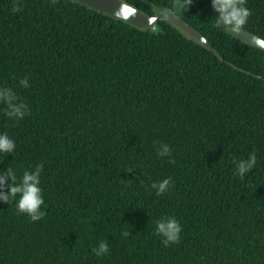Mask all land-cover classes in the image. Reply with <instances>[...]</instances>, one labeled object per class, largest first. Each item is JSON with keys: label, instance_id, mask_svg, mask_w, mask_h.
<instances>
[{"label": "trees", "instance_id": "16d2710c", "mask_svg": "<svg viewBox=\"0 0 264 264\" xmlns=\"http://www.w3.org/2000/svg\"><path fill=\"white\" fill-rule=\"evenodd\" d=\"M127 1L173 10L250 72L168 18L152 30L73 0H0V87L29 107L15 119L0 101L15 141L0 171L41 163L45 212L0 202V264H264V49L216 27L210 0ZM246 6L242 27L264 37V0ZM169 215L182 227L165 245L154 228Z\"/></svg>", "mask_w": 264, "mask_h": 264}, {"label": "clouds", "instance_id": "9594fccd", "mask_svg": "<svg viewBox=\"0 0 264 264\" xmlns=\"http://www.w3.org/2000/svg\"><path fill=\"white\" fill-rule=\"evenodd\" d=\"M211 7L215 12L214 25L225 32L239 33L242 26L247 22L250 9L246 6V0H210ZM13 11L17 8L13 5ZM127 15L133 11L132 8L124 5L121 9ZM264 45V41H259ZM19 85L27 87L28 78L22 77ZM0 101L6 108L4 113L7 117L20 119L28 114L29 107L18 100L12 88L0 87ZM15 141L6 133L0 132V154L13 153ZM159 156H167L171 153V147L167 143H161L156 149ZM257 156L255 152H249L247 158L234 161V174L243 178L250 169L255 167ZM43 165L37 163L32 169H25L19 178L16 172L7 167L0 171V202H11L15 200V208L18 213H26L31 220H38L45 215L41 205L44 203L42 188L40 187V173ZM152 188L157 195L164 193L170 187V178L165 177L160 181H153ZM7 188V191L4 189ZM181 224L172 216H164L155 221L154 232L163 237L162 243L165 245L170 242L178 241L181 232ZM122 236H127V231H122ZM109 251L105 240L98 241L97 246L92 248V252L97 256H102Z\"/></svg>", "mask_w": 264, "mask_h": 264}, {"label": "water", "instance_id": "95a60500", "mask_svg": "<svg viewBox=\"0 0 264 264\" xmlns=\"http://www.w3.org/2000/svg\"><path fill=\"white\" fill-rule=\"evenodd\" d=\"M77 3L84 4L102 13L109 14L116 18L125 20L132 25L141 27L143 29L159 30L158 20L162 18H168L173 24L179 27V29L188 37L197 40L203 47L214 52L221 60L230 63L233 67L239 68L240 70L247 71L240 67L234 62L226 60L220 52L210 43L206 35L199 29L195 28L190 24L189 21L185 20L183 17L179 16L173 10H162L155 13H149L133 3L127 0H73ZM127 5L132 8L133 11L127 15L123 14L121 11L122 7ZM246 43H249L255 47L264 49V45H261L259 41H264V37L260 34L248 30L242 27L239 33L229 32ZM250 72V71H247ZM259 76V75H258Z\"/></svg>", "mask_w": 264, "mask_h": 264}]
</instances>
